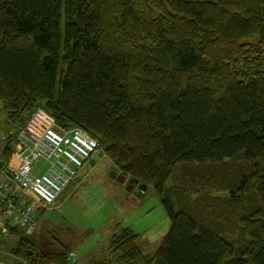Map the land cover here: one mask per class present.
Returning a JSON list of instances; mask_svg holds the SVG:
<instances>
[{
	"label": "trees",
	"instance_id": "1",
	"mask_svg": "<svg viewBox=\"0 0 264 264\" xmlns=\"http://www.w3.org/2000/svg\"><path fill=\"white\" fill-rule=\"evenodd\" d=\"M0 102L6 161L42 105L162 195L157 250L118 225L96 264H264V0H0Z\"/></svg>",
	"mask_w": 264,
	"mask_h": 264
},
{
	"label": "rangeland",
	"instance_id": "2",
	"mask_svg": "<svg viewBox=\"0 0 264 264\" xmlns=\"http://www.w3.org/2000/svg\"><path fill=\"white\" fill-rule=\"evenodd\" d=\"M41 109L45 111L46 117L53 116L44 106H36L27 114L23 128L32 123L34 115L44 116L39 113ZM5 119L6 114L0 102L1 168L4 167L1 154L9 136ZM13 160L8 161L7 167ZM46 165L44 160L39 161L34 174L43 173ZM112 170L121 173L102 148L97 150L82 168L84 175L81 179L75 177L56 204L49 208L38 206L41 207L38 227L29 228L23 224L25 237L31 238L43 254L60 250V241L68 243L72 246L78 264H96L108 259L110 241L118 225L130 227L139 233L147 253L157 250L171 227L162 195L156 192L153 185L142 190L141 185L136 184L129 190V179L121 183L111 177ZM224 194L220 192L218 195ZM27 198L34 199L29 195ZM15 237L3 236L4 243L7 245L14 240L17 243L21 235Z\"/></svg>",
	"mask_w": 264,
	"mask_h": 264
},
{
	"label": "built area",
	"instance_id": "3",
	"mask_svg": "<svg viewBox=\"0 0 264 264\" xmlns=\"http://www.w3.org/2000/svg\"><path fill=\"white\" fill-rule=\"evenodd\" d=\"M41 111L44 116L34 115L32 123L20 133L15 152L19 162H11L7 167L14 186L8 187L0 180V230L3 232L14 223L37 228L38 206L49 208L56 204L69 183L101 149L99 139L83 128L62 127L54 116L46 117L45 111ZM41 160L47 165L43 173L36 175L34 169ZM27 195L34 199H28ZM69 263L78 264L74 253L69 255Z\"/></svg>",
	"mask_w": 264,
	"mask_h": 264
},
{
	"label": "crops",
	"instance_id": "4",
	"mask_svg": "<svg viewBox=\"0 0 264 264\" xmlns=\"http://www.w3.org/2000/svg\"><path fill=\"white\" fill-rule=\"evenodd\" d=\"M5 131V130H4ZM1 142V141H0ZM17 142V140H16ZM15 152H16V147H14V152L13 154L11 155L10 159L9 160H13L12 162H15V163H18L19 161L17 160V157L15 155ZM8 164V161H6V159H3V165L4 167H6ZM87 164V163H86ZM0 167V180L7 184L8 187H13L14 186V182L12 181L10 184V181L12 180L10 178V175L7 173V168L4 169ZM86 173V172H85ZM84 175V173L82 172V169L80 170L79 172V175L76 176V178H79L81 179V177ZM61 196V195H60ZM59 196V197H60ZM13 227H18V232H12L11 231V228ZM22 228H24L23 224L21 223H14L13 225L9 226L8 228V231L6 232H3L2 230H0V264H20L18 262V260L15 258V256L11 253L12 251V248L16 245V240H14L13 242L11 243H8L7 245L4 243V239H3V236H6L8 238H14L16 239L15 236L17 235H25V233H23L22 231ZM25 229V228H24ZM23 229V230H24ZM10 236V237H9ZM78 261V260H77Z\"/></svg>",
	"mask_w": 264,
	"mask_h": 264
},
{
	"label": "water",
	"instance_id": "5",
	"mask_svg": "<svg viewBox=\"0 0 264 264\" xmlns=\"http://www.w3.org/2000/svg\"><path fill=\"white\" fill-rule=\"evenodd\" d=\"M111 177L116 178L121 183H125L129 179V187H128L129 190H132L136 184H140L138 179L128 178L127 175L119 173L117 170L111 171ZM141 188L142 190H145L147 189V186L142 184Z\"/></svg>",
	"mask_w": 264,
	"mask_h": 264
}]
</instances>
